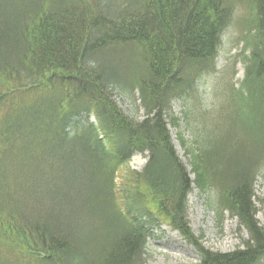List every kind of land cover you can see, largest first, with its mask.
Returning <instances> with one entry per match:
<instances>
[{
    "label": "trees",
    "instance_id": "1",
    "mask_svg": "<svg viewBox=\"0 0 264 264\" xmlns=\"http://www.w3.org/2000/svg\"><path fill=\"white\" fill-rule=\"evenodd\" d=\"M240 9L243 91L224 93L223 132L185 150L191 180L171 101L214 73ZM135 151L147 153L136 172ZM263 165L264 0H0V264H146L162 222L196 248L189 264H264L252 203ZM192 183L216 188L218 210L247 231L241 248L202 247L186 218Z\"/></svg>",
    "mask_w": 264,
    "mask_h": 264
},
{
    "label": "rangeland",
    "instance_id": "2",
    "mask_svg": "<svg viewBox=\"0 0 264 264\" xmlns=\"http://www.w3.org/2000/svg\"><path fill=\"white\" fill-rule=\"evenodd\" d=\"M243 12L240 9L235 13L234 20L221 35L222 41L215 60L214 73L197 83V88L191 92L190 98H186L185 101L177 99L171 102L173 114L180 121L178 128L169 124L168 129L176 153L191 179L195 176L191 174L190 156L185 153V150L191 145L195 146V140L201 139L204 135L210 138L216 137L218 131H222L223 126H227L228 121L220 118L221 113L219 115L225 99L224 93L233 84L239 85L238 82L240 83L243 77L239 75V71L241 72L247 64L243 61V57L250 54V50L247 47L244 48V41L239 40L241 32L237 26V20ZM116 94L112 95L113 101L121 111L131 115V100ZM137 111V119H142L143 110L139 108ZM184 112H187L186 115ZM180 138L187 142L185 146L180 144ZM144 162L145 155L135 153L129 166L134 170H141ZM254 183V204L257 209L255 217L259 226L264 229V165L258 171ZM192 187L186 196L187 219L193 233L202 241L203 247L226 253L241 246L247 234L243 228L239 227L237 219L227 210L219 212L216 188L208 193L206 191L201 193L195 184H192ZM152 233L154 236H150L146 242L147 264H189L198 261L199 253L196 248L178 231L162 224Z\"/></svg>",
    "mask_w": 264,
    "mask_h": 264
}]
</instances>
